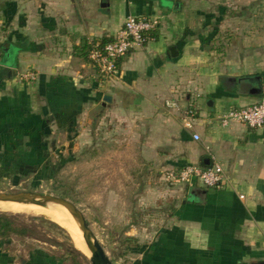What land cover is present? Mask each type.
<instances>
[{"label":"crops","instance_id":"crops-1","mask_svg":"<svg viewBox=\"0 0 264 264\" xmlns=\"http://www.w3.org/2000/svg\"><path fill=\"white\" fill-rule=\"evenodd\" d=\"M129 16L160 26L105 82L87 46ZM262 102L264 0H0V166L34 165L58 134L135 158L165 207L143 264H264V128L220 120ZM215 164L222 189L155 180Z\"/></svg>","mask_w":264,"mask_h":264},{"label":"rangeland","instance_id":"rangeland-1","mask_svg":"<svg viewBox=\"0 0 264 264\" xmlns=\"http://www.w3.org/2000/svg\"><path fill=\"white\" fill-rule=\"evenodd\" d=\"M78 137L71 142L58 134L57 152L30 158L34 165L23 168V175L0 178V194L32 193L67 199L85 216L114 264H143L142 256L132 250L134 244L128 240L134 238L140 245L152 241V231L163 221L164 201L158 190L142 188L149 181L135 158L97 150L87 153ZM166 175L156 176V182L161 179L168 189L186 185L169 181ZM14 205L17 211L0 210V215L11 218L19 228H28L30 237L15 236L0 242V264H92L88 248L83 250L66 229L37 212L38 207ZM72 219L85 245L79 224Z\"/></svg>","mask_w":264,"mask_h":264},{"label":"built area","instance_id":"built-area-1","mask_svg":"<svg viewBox=\"0 0 264 264\" xmlns=\"http://www.w3.org/2000/svg\"><path fill=\"white\" fill-rule=\"evenodd\" d=\"M160 21L157 18L143 16H129L124 28L117 37L101 46L99 43L93 45L89 60L95 66L105 82L116 79L119 74V63L135 50L144 48L150 41L151 35L159 28ZM26 80H34L35 76L25 75ZM174 107H177L174 105ZM196 112L187 111L184 114V126L193 129ZM223 126L232 123L244 124L254 130L264 128V102L245 108L233 109L220 117ZM194 139L200 141V136ZM167 180L186 185L201 183L207 189H222L227 182L223 168L215 164L210 168L203 169L189 166L180 172H168Z\"/></svg>","mask_w":264,"mask_h":264},{"label":"water","instance_id":"water-1","mask_svg":"<svg viewBox=\"0 0 264 264\" xmlns=\"http://www.w3.org/2000/svg\"><path fill=\"white\" fill-rule=\"evenodd\" d=\"M108 98L105 99V102ZM0 202L4 203H25V204H56L66 208L70 214L76 219L79 227L83 233L84 240L92 253V264H114L106 254L104 248L93 234L88 221L77 206L71 201L54 196H46L32 193H18V194H0Z\"/></svg>","mask_w":264,"mask_h":264},{"label":"trees","instance_id":"trees-1","mask_svg":"<svg viewBox=\"0 0 264 264\" xmlns=\"http://www.w3.org/2000/svg\"><path fill=\"white\" fill-rule=\"evenodd\" d=\"M152 37V36H151ZM111 41H102V42H99V44L101 46H105L106 44L110 43ZM94 45V44H93ZM93 45H88V51H91ZM90 53V52H88ZM60 159H61V156H60ZM46 164V161L44 162ZM43 163V164H44ZM30 169V167L26 166L24 167V169ZM51 169L52 172L57 175V169H55L54 166H51ZM23 171L24 170H20L16 165H3V166H0V178H3V177H13V176H17V175H23ZM51 225H54L56 227H58L56 224H51ZM59 229H61L59 227ZM61 231H63L61 229ZM21 237V238H26V237H30V230L28 228H19L16 223L11 219L9 218L8 216L6 215H0V242H3V241H6V240H10L12 237ZM129 243H133V248L132 250L135 252V253H143L144 251V247L140 244H138L137 240L134 239V238H129L128 240ZM42 264H52L50 262H47V261H42Z\"/></svg>","mask_w":264,"mask_h":264},{"label":"bare ground","instance_id":"bare-ground-1","mask_svg":"<svg viewBox=\"0 0 264 264\" xmlns=\"http://www.w3.org/2000/svg\"><path fill=\"white\" fill-rule=\"evenodd\" d=\"M14 204L38 207L37 212L48 217V219H51L52 221H54L55 223L59 224L64 229H66L71 234V236L76 240L77 244L80 245V247L83 250H87L88 246H87L85 240H84V242H85L86 246L81 241L80 236H79L78 226L75 224V222L72 219L73 216L70 214V212L66 208L59 206V205H56V204L36 205V204H25V203H10V204L9 203H0V210L6 211V212L7 211H17L18 207L15 206ZM59 208L65 210V211L58 210ZM25 211L29 212V209H26ZM81 233H82V231H81ZM82 237L84 239L83 233H82ZM88 250H89V248H88ZM89 252H90V250H89ZM89 258L92 259V253L91 252H90Z\"/></svg>","mask_w":264,"mask_h":264}]
</instances>
